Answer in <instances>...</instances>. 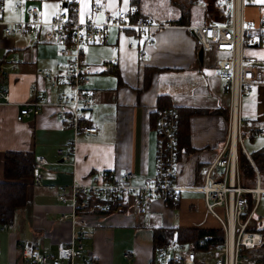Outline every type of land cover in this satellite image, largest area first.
I'll return each mask as SVG.
<instances>
[{
    "label": "crops",
    "instance_id": "obj_1",
    "mask_svg": "<svg viewBox=\"0 0 264 264\" xmlns=\"http://www.w3.org/2000/svg\"><path fill=\"white\" fill-rule=\"evenodd\" d=\"M17 1L36 7L43 22L53 18L58 2L3 0L4 19L26 18L24 11L16 8ZM219 2L199 0L191 8L199 9L198 19L180 26L168 24L180 18L179 10L169 0H78L77 11L67 13L68 19L104 23L109 16L125 12L126 26L108 27L102 43L86 47V60L93 70L89 84L93 101L86 118L96 125L97 132L77 136L74 167L57 152L67 151L73 134L57 119L53 108L46 107L22 121L15 119L18 103L41 98L54 101L64 92V59L59 55V44L43 41L46 27L35 35L18 34L0 40V59L13 56L20 61L15 71L0 69V84L8 90L11 101L0 105V182H5L6 152H28L35 162L38 158L45 162L37 167L40 184L33 185V173L18 181L26 185V202L15 212L8 230H0L2 263L19 258L21 243L54 254L58 244L70 242L71 225L59 220L69 209L58 201L57 186L67 185L72 175L86 181L97 173H111L115 179L130 173L132 185H141L153 177L158 137L155 118L158 111L169 107L175 108L180 119L175 179L180 190L176 203L156 198L150 202L148 212L132 213L129 201L123 204L121 198L125 196H121L112 203L116 209L113 212L110 208L81 214L78 222L84 227L83 258L91 256L97 264H156L155 230L198 229L223 235L218 221L206 210L203 193L196 189L204 184L209 167L227 141L232 142L237 166L239 148L252 168L249 155L264 152V84L242 93L240 136H233L229 131V96L217 77L218 61L228 56L230 49L203 51L200 63V46L190 29L195 25L228 24L230 8ZM92 3L98 5L96 13L90 11ZM131 9H137V14H132ZM242 19L251 26H261L264 0L245 4ZM140 20L152 23L151 32L138 34L131 25ZM250 34L256 46L243 45V60L263 64L262 32ZM53 78L59 81L57 91L50 89ZM253 170L255 173V167ZM210 177L221 181L223 170L212 168ZM247 181L241 175V187H252L255 178ZM166 236L173 242V233ZM242 260L243 264H259L246 256Z\"/></svg>",
    "mask_w": 264,
    "mask_h": 264
},
{
    "label": "built area",
    "instance_id": "obj_2",
    "mask_svg": "<svg viewBox=\"0 0 264 264\" xmlns=\"http://www.w3.org/2000/svg\"><path fill=\"white\" fill-rule=\"evenodd\" d=\"M219 1L226 3L230 8L231 20L228 24L195 25L190 29L203 51L225 47L230 49L229 55L218 61L217 77L229 96V131L233 136L236 134L240 136L242 93L249 91L254 85L264 84V63L244 62L242 47L255 43L254 36L250 34L252 31L260 30L264 38V20L259 27L243 21V7L253 0ZM77 4L78 0H58L53 18L49 22H43L40 11L36 7H26L23 1H17L16 8L24 11L26 14L24 20L4 19L3 0H0V40L18 34L35 35L41 27H46L43 31V41L59 44L58 52L64 59L62 65L64 92L54 101L41 98L35 102L18 103L15 119L22 121L38 115L46 107L53 108L57 119L70 128L73 134L67 151L65 153L57 151L63 161H70L72 167L77 136L81 133L97 132L96 125L86 118L93 101V93L89 88L93 70L92 64L86 60V47L102 43L108 27L126 26L125 12L109 16L104 23L68 19V5L75 13ZM90 11L92 13L98 11L97 3L91 4ZM131 13L137 14V9H131ZM131 26H134L139 35L149 33L154 28L148 20H140ZM19 63L15 57L8 56L0 59V69L15 71ZM40 74L41 71H38L39 76ZM50 86L51 90L57 91L59 81L53 78ZM10 102L8 90L0 84V105H8ZM154 127L158 137L153 177L147 178L141 185H132L130 173H124L118 179L111 173H97L86 181L72 175L67 185L57 186L58 201L69 209L59 216V220L70 223L72 227L70 242L66 245L58 244L54 254L21 243L19 258L16 261L10 263L0 261V264H97L91 256L83 258L81 238L84 227L78 222L81 214L96 210L106 212L121 196H127L132 213L148 212L150 202L156 198L175 204L180 190L175 184L178 169L176 111L171 107L158 111ZM231 146V141L225 143L209 167L204 184L196 189L204 195L206 210L218 221L223 232L222 240L207 242V239H200L197 242V249L173 242L157 245L153 248V253L158 259L156 264H243L242 252L252 250L261 244V233L248 230V225L252 222L261 196L264 195V185L255 170L254 185L241 187V174ZM44 163L42 158L36 160L33 168V185L40 184L37 167ZM214 167L223 170L221 181H215L210 177V170ZM246 196L252 203L251 207ZM10 224L1 223L0 230H8ZM208 244L213 247L208 249ZM245 262L247 264V261Z\"/></svg>",
    "mask_w": 264,
    "mask_h": 264
},
{
    "label": "trees",
    "instance_id": "obj_3",
    "mask_svg": "<svg viewBox=\"0 0 264 264\" xmlns=\"http://www.w3.org/2000/svg\"><path fill=\"white\" fill-rule=\"evenodd\" d=\"M199 0H169L171 5L176 7L180 12V18L177 21H172L168 23L169 25H187L186 20L190 16V10L194 4H196ZM70 14H72V7H67ZM130 30L125 29L124 32H129ZM170 108V107H169ZM173 108V107H171ZM175 110V108H173ZM176 111V110H175ZM178 115V133H177V145H178V135H179V113L176 111ZM256 171L259 174V177L262 181H264V152H256L251 153L249 155ZM36 162L34 156L28 152H6L4 154V170L3 177L5 182H0V223L11 222L14 217L15 212L22 208L26 202V185L24 183L18 182L27 178H30L33 173V168L35 167ZM238 168L241 175L244 176L247 182L253 181L255 178L254 170L249 163L247 157L243 153V151L238 149ZM123 199V204L128 203V199ZM249 206H252V203L248 196ZM261 202V200H260ZM260 202L257 210L254 212L252 216V222L248 225V230L259 232L262 235V242L258 247L252 249L253 254H250L248 257L255 259L259 264H264V227H260L257 224H254V216L258 212L260 207ZM111 211H115V207H112ZM171 233L175 235L173 240L176 244H185L187 246H191L197 249V242L200 239H205V237L211 236L207 239L209 241H220L223 238L222 233L217 234L212 231H204L198 229H176V230H155L154 237L155 243L154 245H163L167 242H171L170 238L166 235ZM215 234V235H214ZM213 245L208 244V249L212 248ZM244 252V251H243ZM242 252V253H243ZM246 257V258H248Z\"/></svg>",
    "mask_w": 264,
    "mask_h": 264
},
{
    "label": "rangeland",
    "instance_id": "obj_4",
    "mask_svg": "<svg viewBox=\"0 0 264 264\" xmlns=\"http://www.w3.org/2000/svg\"><path fill=\"white\" fill-rule=\"evenodd\" d=\"M211 1H213V0H207V2H211ZM219 4L223 7L226 6V4L224 2H219ZM191 12H192L191 16H189L186 19L190 23H192L194 19H198L197 15H198L199 9L194 8L191 10ZM152 20L154 21V19H152ZM85 53L87 56V50H85ZM243 142H245V141H243ZM253 220H254V224H257L260 227H264V197L261 199L260 207H259L256 215L254 216ZM253 252L254 251H252V250H245L242 255L248 257L250 254H253Z\"/></svg>",
    "mask_w": 264,
    "mask_h": 264
},
{
    "label": "water",
    "instance_id": "obj_5",
    "mask_svg": "<svg viewBox=\"0 0 264 264\" xmlns=\"http://www.w3.org/2000/svg\"><path fill=\"white\" fill-rule=\"evenodd\" d=\"M253 46H256V43H254ZM197 57H198L199 62L201 63L202 62V58H203V50H202L201 47H199V49H198Z\"/></svg>",
    "mask_w": 264,
    "mask_h": 264
},
{
    "label": "bare ground",
    "instance_id": "obj_6",
    "mask_svg": "<svg viewBox=\"0 0 264 264\" xmlns=\"http://www.w3.org/2000/svg\"><path fill=\"white\" fill-rule=\"evenodd\" d=\"M247 264H253L251 261H247Z\"/></svg>",
    "mask_w": 264,
    "mask_h": 264
},
{
    "label": "snow or ice",
    "instance_id": "obj_7",
    "mask_svg": "<svg viewBox=\"0 0 264 264\" xmlns=\"http://www.w3.org/2000/svg\"><path fill=\"white\" fill-rule=\"evenodd\" d=\"M83 22V21H82Z\"/></svg>",
    "mask_w": 264,
    "mask_h": 264
}]
</instances>
